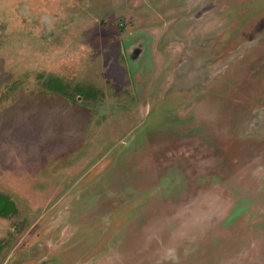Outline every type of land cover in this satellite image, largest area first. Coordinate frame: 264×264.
<instances>
[{
	"label": "rangeland",
	"instance_id": "374dc122",
	"mask_svg": "<svg viewBox=\"0 0 264 264\" xmlns=\"http://www.w3.org/2000/svg\"><path fill=\"white\" fill-rule=\"evenodd\" d=\"M0 197V264H264V0H0Z\"/></svg>",
	"mask_w": 264,
	"mask_h": 264
},
{
	"label": "flooded vegetation",
	"instance_id": "af4514ba",
	"mask_svg": "<svg viewBox=\"0 0 264 264\" xmlns=\"http://www.w3.org/2000/svg\"><path fill=\"white\" fill-rule=\"evenodd\" d=\"M139 40L141 39H138V42L137 41L133 42L132 45L128 47L127 49L128 52L127 50L124 51V53L127 55L126 57H128L130 60H138L143 54L142 51L144 47H143V44H141ZM139 46H141L140 50H138Z\"/></svg>",
	"mask_w": 264,
	"mask_h": 264
},
{
	"label": "trees",
	"instance_id": "16d2710c",
	"mask_svg": "<svg viewBox=\"0 0 264 264\" xmlns=\"http://www.w3.org/2000/svg\"><path fill=\"white\" fill-rule=\"evenodd\" d=\"M9 206H10L9 201L3 197L2 198L0 197V215L6 216Z\"/></svg>",
	"mask_w": 264,
	"mask_h": 264
}]
</instances>
